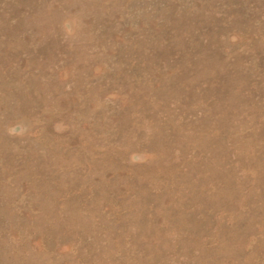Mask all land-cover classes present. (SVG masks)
<instances>
[{
    "label": "rangeland",
    "instance_id": "obj_1",
    "mask_svg": "<svg viewBox=\"0 0 264 264\" xmlns=\"http://www.w3.org/2000/svg\"><path fill=\"white\" fill-rule=\"evenodd\" d=\"M0 264H264V0H0Z\"/></svg>",
    "mask_w": 264,
    "mask_h": 264
}]
</instances>
